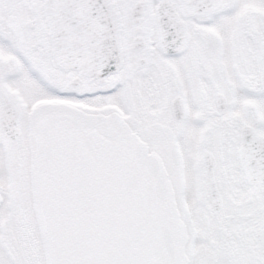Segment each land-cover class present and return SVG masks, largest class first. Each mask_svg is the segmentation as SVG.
<instances>
[{
	"label": "snow or ice",
	"instance_id": "6c2138e0",
	"mask_svg": "<svg viewBox=\"0 0 264 264\" xmlns=\"http://www.w3.org/2000/svg\"><path fill=\"white\" fill-rule=\"evenodd\" d=\"M0 264H264V0H0Z\"/></svg>",
	"mask_w": 264,
	"mask_h": 264
}]
</instances>
